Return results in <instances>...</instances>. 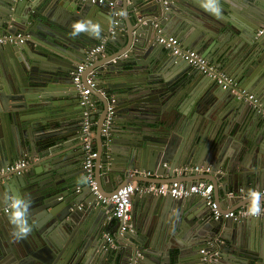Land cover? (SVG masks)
I'll list each match as a JSON object with an SVG mask.
<instances>
[{
  "label": "water",
  "instance_id": "obj_1",
  "mask_svg": "<svg viewBox=\"0 0 264 264\" xmlns=\"http://www.w3.org/2000/svg\"><path fill=\"white\" fill-rule=\"evenodd\" d=\"M107 1L115 5L0 0V36L5 27L9 34L28 35L23 43H0V200L10 190L30 196L33 223L29 235L16 240L6 214L0 215V264H204L201 248L218 253L213 264H264L263 248L254 241L264 220H208L206 200L194 194H142L141 205L133 201L131 206L129 223L135 231H121V222L110 218L113 205L99 203L85 182L82 106L72 82L77 65L106 38L103 51L83 73L94 71L91 97L100 102L92 139L99 194L109 196L134 180L180 179L187 185L205 180L213 184L222 210V191L232 193L235 209H249L250 194L263 191L262 210L264 32L257 31L264 24V0H219V17L201 8L200 0ZM180 11H189L188 18ZM73 19L100 22V37L83 32L72 37ZM159 29L231 75L255 95L259 107L237 99L198 70L190 72L181 58H160L153 43ZM147 56L150 62L141 61ZM158 62L186 73L183 89L189 82H199L201 88L186 91V97L167 107L171 100H161L157 93L172 91L173 85L151 81ZM104 91L117 100L109 139L101 135L108 106ZM251 124L260 127L261 136L249 131ZM22 157L32 161L19 172L4 171ZM185 166H209L210 171L178 176L175 168ZM240 197L247 200L239 204ZM210 224L213 235L207 231ZM104 233L113 236L118 249L105 251ZM189 235L183 246L180 239Z\"/></svg>",
  "mask_w": 264,
  "mask_h": 264
},
{
  "label": "built area",
  "instance_id": "obj_2",
  "mask_svg": "<svg viewBox=\"0 0 264 264\" xmlns=\"http://www.w3.org/2000/svg\"><path fill=\"white\" fill-rule=\"evenodd\" d=\"M82 3H96V4H105L108 3L110 6L114 5L113 1L107 0H79ZM114 32L113 30L111 31ZM264 32V24L257 33L261 34ZM28 35L23 33L16 34H7L0 36V43H23L27 39ZM155 42L166 48L173 56L178 57L186 61L187 64L198 70L200 73L205 76L212 78L217 85H219L223 90H229L237 99L243 100L251 104L254 107H259L258 100L255 95L248 91L247 89L241 87L235 79L220 70L216 65L206 59L204 56L197 53L194 49L187 48L181 44L179 39L172 34L164 33L162 30H158L155 36ZM105 42H100L96 44L93 48L89 50L85 61L78 64L76 69L72 72V82L78 91L80 98V105L83 110V118L81 123V132L83 134V169L85 171V182L91 188V191L96 195L97 201L102 205L112 204L110 218H114L121 222V231H133V227L130 221V212H131V202L132 197L135 194H145L152 193L155 195H170L176 198H182L189 195H198L203 197L206 200L211 215L215 220H222L226 218H232L234 220H240L246 217H260L264 218V211H259L258 214H251L249 209H225L222 210L219 208L217 201L213 195V184L209 181L200 180L195 181L187 185L184 181L180 179H175L171 183H154V182H137L131 181L122 186H120L115 192L109 196L101 195L97 191V183L94 179V163L95 158L98 155V152L93 148L92 139L94 132L92 127L95 125V121L90 119V111L94 106L93 98L91 94L96 86V75L94 71L89 70L88 73L83 77V73L92 64L95 55L103 51ZM108 99L107 114L103 121L101 128V135L104 138L109 139L110 128L113 123V117L115 112L116 98L113 95H110L109 92H102ZM31 157H23L13 161L11 164H8L5 168V172H19L24 167L31 162ZM195 171L197 173H207L210 171L209 166H185L175 168V172L180 176L183 172ZM149 175V172H144L143 175ZM135 175L134 172L130 173V176ZM146 175V176H147ZM232 194V193H231ZM5 214V208L0 209V215ZM105 242L110 246H115L114 238L110 234L105 235ZM201 253H206L202 257L204 264H213L217 261L219 255L218 253H210L204 251V248H201ZM137 255H141L139 251L136 252Z\"/></svg>",
  "mask_w": 264,
  "mask_h": 264
},
{
  "label": "crops",
  "instance_id": "obj_3",
  "mask_svg": "<svg viewBox=\"0 0 264 264\" xmlns=\"http://www.w3.org/2000/svg\"><path fill=\"white\" fill-rule=\"evenodd\" d=\"M106 4H108V3H106L105 2V4H101V5H105L106 6ZM114 5H115V3H114ZM189 12V11H188ZM188 12H186V11H180V14H181V17L182 18H188ZM185 16V17H184ZM78 19H73L71 22H74V21H77ZM70 22V23H71ZM2 30L4 31V32H6V33H4L3 35H7V34H9V32H7L8 30H7V28L5 27V28H2ZM18 30V29H17ZM13 32H16L15 31V29H14V31ZM20 33H23L22 31L20 32ZM16 34V33H15ZM23 34H26V33H23ZM11 35H13L12 33H11ZM2 36V35H1ZM175 37H177V36H175ZM178 38V37H177ZM180 41V40H179ZM99 43L100 42H105L106 43V38H103V39H101L100 41H98ZM153 43H154V45H155V47H156V49H157V52L159 53L158 55H159V57L160 58H162V59H164L165 57H167V56H169V57H171V56H173L166 48H164L163 46H161L160 44H158V43H156L155 42V40L153 39ZM182 44V43H181ZM186 47V46H185ZM142 56H144V55H142ZM149 59H151V57H149V56H147V57H141V61H143V62H150L149 61ZM189 65V64H188ZM190 66V65H189ZM174 67H176V66H172V64H165V65H163L162 63H160V62H158L154 67H153V71H154V75H153V77H152V79H151V81H153V80H156L157 81V83L158 82H163V84L164 85H167L165 82H170L171 83V85H173V89H172V91H171V89L169 88V89H167V90H165V91H162V90H164V89H162V90H160L157 94H158V96L160 97V98H163V99H161V100H165V99H168V100H171V101H168L169 103H167V107H172V105H176L177 104V102H179L180 101V99L182 98V97H186V91H190V92H197V90L199 89V87L201 88V86H202V84H201V86H200V84H199V82L198 83H194V82H189V83H184V84H186L184 87V89H183V86H182V81H183V78L186 76V73H184L182 70H179V67H177V69H175ZM191 68L189 69V71L191 72V71H196V69L195 68H193L192 66H190ZM220 70H222L223 72H225L223 69H221V68H219ZM198 73H200V72H197V74ZM226 73V72H225ZM129 78H132V75H129ZM112 80H114V79H112ZM115 83H113V85H115V86H117V84H116V81H114ZM156 82H153V84H157ZM163 84H161V85H163ZM152 85V84H151ZM215 85H217L216 83H215ZM114 86V87H115ZM174 90V91H173ZM107 92V91H106ZM113 93H116V92H118L117 90H114V91H112ZM117 101V100H116ZM93 102H94V106L91 108V111H90V119L91 120H93V121H95V124L97 123V121H98V119H99V114H97V109L100 107L99 105V99H97V98H93ZM95 116L96 118L95 119H92V116ZM260 123H264V121H262V122H260ZM248 128H249V131L250 132H254L255 134H260V136L262 135V132L260 133V127H258V125L257 124H251V125H249L248 126ZM92 129H93V132H94V136H93V138L95 137V125L92 127ZM247 129V128H246ZM80 133H81V135H83L82 134V132H81V128H80ZM71 139H74V138H72V137H70ZM68 142V141H67ZM95 144V141L94 140H92V145H93V148L97 151V149H96V146L94 145ZM74 145L73 144H71L70 146H68L69 147V149H71L72 147H73ZM23 158V157H22ZM20 159V158H19ZM38 159H36L35 158V161H37ZM32 161V160H31ZM147 175V174H146ZM145 175V176H146ZM141 176H143V175H141ZM147 176H153L151 173L149 174V175H147ZM135 181V180H134ZM138 182V181H137ZM80 184V183H79ZM240 190H242V189H240ZM255 193L258 195V196H261L262 194H263V191L261 192V193H259L258 191H255ZM259 194H261V195H259ZM142 194H135L133 197H132V202L133 201H135V202H139L138 203V205H141L140 203H141V199H142V196H141ZM155 195V194H154ZM160 195H155V197H159ZM232 197H233V195L231 194V193H226V192H224V191H222L221 192V195H220V203H222V204H220V206L223 208V210L224 209H235L236 208V201H234V200H232ZM242 197H240V198H238L239 199V201H238V203L240 204V203H242V201H244V200H247L246 198H243V199H241ZM132 202H131V206H132ZM219 206V205H218ZM204 208H205V211L207 212V214H208V220L211 218V219H213V217H212V215H211V212H210V209H209V207H208V205L207 204H205L204 205ZM241 208H243V207H241ZM221 209V208H220ZM238 209H240V208H238ZM244 209H247V208H244ZM260 211H264V208L262 209V210H260ZM130 217H131V215H130ZM247 218V217H246ZM253 218H256V219H261V220H264V218L262 217V218H260V217H253ZM232 219V218H231ZM223 220V219H222ZM234 220V219H233ZM213 221H215V219H213ZM258 221V220H257ZM133 227V226H132ZM115 229V226H111V227H109V229ZM136 228V227H135ZM135 228L133 227V231H135ZM207 231L208 232H211L212 233V235L214 234V229L212 228V226H211V224H210V228L209 229H207ZM106 234H108V233H104L103 234V243L104 244H106L105 245V251H113V250H115V249H118L119 248V245L116 243V241L114 240V243H115V246H113V247H110L106 242H105V235ZM111 235V234H110ZM112 236V235H111ZM180 238V237H179ZM186 238V240H184V239H180L181 240V244H183V246L184 245H187V244H189V239H191V236L189 235L188 237H185ZM174 239H178V238H174ZM254 241H255V245L257 244L260 248L262 247L263 248V251H264V230H261L260 231V229H259V231H258V234L256 235V237L254 238ZM253 241V242H254ZM162 243H164V242H162ZM209 242L206 244V245H202L203 247L204 246H209ZM253 244V243H252ZM177 246V244H176V241H175V243H172L171 244V247H173V248H175ZM138 256H141V255H138ZM233 264H239L238 263V261L237 262H233Z\"/></svg>",
  "mask_w": 264,
  "mask_h": 264
},
{
  "label": "clouds",
  "instance_id": "obj_4",
  "mask_svg": "<svg viewBox=\"0 0 264 264\" xmlns=\"http://www.w3.org/2000/svg\"><path fill=\"white\" fill-rule=\"evenodd\" d=\"M200 7L217 17L220 16L219 0H200ZM101 31L102 25L100 22L92 19H80L72 23L70 35L77 37L83 32L91 37L99 38ZM17 191L10 190L6 192L0 203H3L8 223L12 225L10 236L19 240L29 235L32 231L33 223L30 222L32 200L26 194H17ZM250 199L252 200V205L249 208L250 213L258 214L260 211L259 196L253 192L250 194Z\"/></svg>",
  "mask_w": 264,
  "mask_h": 264
},
{
  "label": "flooded vegetation",
  "instance_id": "obj_5",
  "mask_svg": "<svg viewBox=\"0 0 264 264\" xmlns=\"http://www.w3.org/2000/svg\"><path fill=\"white\" fill-rule=\"evenodd\" d=\"M75 96H76V98L78 99V102L80 103V98H79V94H78V92L75 94ZM82 115H83V110H82ZM101 243H102V245H103V247H104V249H105V248H106V247H105L106 244L103 243V235H102V238H101Z\"/></svg>",
  "mask_w": 264,
  "mask_h": 264
}]
</instances>
